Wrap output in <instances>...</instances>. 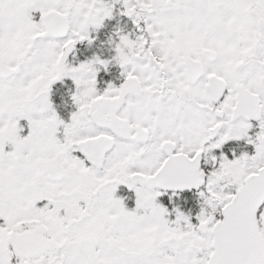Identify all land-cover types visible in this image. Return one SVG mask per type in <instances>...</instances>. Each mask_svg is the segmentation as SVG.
Listing matches in <instances>:
<instances>
[{
    "label": "snow or ice",
    "instance_id": "snow-or-ice-1",
    "mask_svg": "<svg viewBox=\"0 0 264 264\" xmlns=\"http://www.w3.org/2000/svg\"><path fill=\"white\" fill-rule=\"evenodd\" d=\"M0 264H264V0H0Z\"/></svg>",
    "mask_w": 264,
    "mask_h": 264
},
{
    "label": "flooded vegetation",
    "instance_id": "flooded-vegetation-1",
    "mask_svg": "<svg viewBox=\"0 0 264 264\" xmlns=\"http://www.w3.org/2000/svg\"><path fill=\"white\" fill-rule=\"evenodd\" d=\"M117 20H119L121 27L127 24L130 30L131 25L127 18L116 17V19L106 21L103 28L98 32L92 33L93 37H95L94 44L91 47L88 46L87 42L78 44L74 52L69 55V60L72 61L73 57H75L76 61L83 60L86 57H90L92 54H100L104 57L110 56L107 40L116 28ZM119 71L117 66H112L109 73L102 74V76L104 79H113L119 75Z\"/></svg>",
    "mask_w": 264,
    "mask_h": 264
},
{
    "label": "trees",
    "instance_id": "trees-1",
    "mask_svg": "<svg viewBox=\"0 0 264 264\" xmlns=\"http://www.w3.org/2000/svg\"><path fill=\"white\" fill-rule=\"evenodd\" d=\"M57 87L59 88L60 92H63V91H65V88H64V86L57 85ZM60 87H62V88H60Z\"/></svg>",
    "mask_w": 264,
    "mask_h": 264
}]
</instances>
